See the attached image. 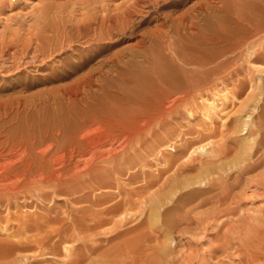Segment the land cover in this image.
Returning a JSON list of instances; mask_svg holds the SVG:
<instances>
[{
	"label": "bare ground",
	"instance_id": "1",
	"mask_svg": "<svg viewBox=\"0 0 264 264\" xmlns=\"http://www.w3.org/2000/svg\"><path fill=\"white\" fill-rule=\"evenodd\" d=\"M128 1L133 2L121 5L123 10L116 15H104L78 25L76 35L62 40L56 46L58 49L55 47L59 51L56 61L39 76L21 81L22 88L29 89L59 83L82 72L68 86L61 84L39 95L41 106L49 102L54 110H42L39 106L42 111L26 114L16 124H5L0 130V237L3 230L18 228L0 238V264H144L145 261L148 264L149 260L158 263L157 259L171 255L173 229L178 231L180 225L191 220L203 223L218 219V207L231 198L234 186L263 166L264 104L260 101L264 100V69L256 70L257 77L248 85L251 92L240 110L244 113V108L249 107L251 112L231 118L234 124L224 123L226 129L221 122V131H217V125L214 128L217 123L210 124L212 127L202 123L201 129L188 131L192 134L186 136L192 138L178 136L181 142L177 147L171 146L175 152H171V159L164 161L165 168L158 173L142 175L137 165L145 157L139 153L137 157L136 153L128 158L126 148L146 133H157L167 127L166 119L158 126L163 122L159 119L181 110L182 106L185 109L186 105L191 106L189 98L194 100L193 93L201 95L200 92L216 85L218 89L225 75L224 79L229 77V81L238 80L236 75L243 68L241 71L239 66L232 68L237 59L264 63V52L258 49L264 48V0H202L190 7H187L189 0ZM157 5L183 8L176 16L168 15L165 23L154 25V29L140 30L149 22L153 9L159 8ZM205 13L214 17L218 29L209 37L202 32ZM223 15L232 24L228 20L223 22ZM162 36L173 54L171 60L176 59L178 66L168 63L166 68L156 63L155 55H150L148 65L142 68L138 58L147 57V43ZM135 37H140L136 45L123 47ZM80 38L85 39L86 45L77 49L72 44ZM36 46L34 51L28 49L29 52L18 54L23 55L21 58H17V51L9 53L13 55L7 57L11 61L5 65V60L0 68L9 73L23 65L41 62L38 59L45 57L46 52ZM105 49H115L106 56L107 60L102 56ZM116 67L121 70L120 81L113 87L123 101L118 96L121 119L102 124L104 119L101 122L93 111H74L72 104V110H60V99L76 101L81 93L92 88L96 77ZM142 73L153 78L144 82ZM245 90L240 86L236 91L242 94ZM222 91L225 90L219 92ZM83 96L80 100L84 101ZM216 96L212 101L202 102V120L212 121L215 115L223 119L221 112L227 108L221 106L222 97ZM227 116L225 121L230 118ZM207 137L210 139L203 142ZM150 149L153 153L156 148ZM124 155L127 159L118 162V157ZM123 172L129 174L127 185H120L116 176ZM247 179L252 182L253 177ZM116 180L119 185L112 183ZM111 187L116 191H111ZM62 199L66 202L60 207L58 201ZM207 205L211 206L206 208ZM12 222L17 227L9 226ZM163 262L166 264L167 260Z\"/></svg>",
	"mask_w": 264,
	"mask_h": 264
},
{
	"label": "rangeland",
	"instance_id": "2",
	"mask_svg": "<svg viewBox=\"0 0 264 264\" xmlns=\"http://www.w3.org/2000/svg\"><path fill=\"white\" fill-rule=\"evenodd\" d=\"M143 1H146V0H143ZM161 1L162 0H160V2ZM201 1L202 0H196V1L189 0L187 2V7H190L191 4H194V5L198 4ZM128 2H129L128 0H0V65H2L5 60H6V62L4 63L5 65L6 63L9 62L10 60L9 58L13 56V55L12 56L10 55L11 53L13 54V52L17 51L16 56L18 58V56L22 54L21 53L22 51H27L28 49L30 51H34L33 46H36V45H37L36 47H39V50L43 48L42 51L46 52V56L45 57L43 56L40 59H38V60H41V62L38 61L36 65H32L29 67L28 66L26 67L23 65L18 70H13L12 72L9 71V73H7L8 71H4V69L2 70V68H0V130L2 129L3 125L6 124L5 126H7V124H10V125L12 123L16 124L18 121L22 120L26 116V114L30 115L32 114V112L36 113L35 111L37 112L38 110L42 111L43 110L42 108H45L47 110L49 109L54 110V105L50 104L49 102L45 103L43 105L44 107H42L41 102L39 100V95L43 94V92L49 91L50 89L53 90L55 86H58V85L60 86L61 84L64 86H68V84H70L77 75H80V73H82L80 72V70H78V72H80L79 74L66 78L64 79L65 81L63 80L62 82L51 84L49 86L39 85L34 88L26 89V88H22L23 87L22 82L26 81V79L28 80L29 78H32V76H39L41 72H43L46 68H48L52 62L56 61L55 57L57 58L59 57L57 56V54H59V51L57 50L58 48L56 46H59L60 42L62 40H65V38L69 39L72 35H76L78 33L77 28H76L78 25H82L88 20L92 21L94 18H100L104 15L105 16L110 15V14L116 15L123 10L121 9L122 8L121 5L123 6L129 5V4H132L133 1H130L131 3L129 2V4H126ZM157 6L159 7L160 5H157ZM181 8L183 7L179 6V7H168L167 8V7L161 6L157 9H153L149 22L145 23L144 26L142 25L140 27V30L145 31L146 29H149V30L154 29L157 24L160 25V24L165 23L168 20L166 19L168 15L176 16L177 14H179V12H181L180 11ZM204 15H206V13L203 14V16ZM207 15L211 16L209 14ZM207 15L204 16L205 19L202 16L203 23L201 25L203 26L202 27L203 34L209 37V36H212L215 33V31H217L218 29L213 19L214 17L211 16L212 20L207 19L209 18ZM225 15L222 16L221 20H223V22L225 21L227 22L228 20V23H229V18L228 16H225ZM209 20L210 22H208ZM229 24H232V23L230 22ZM234 25H232V27ZM167 29L169 28L166 25L165 30ZM167 32L169 33L170 29ZM138 38L140 37H135V38L128 40V42H126L123 45V47L124 46L130 47V46L136 45L137 41L139 40ZM164 39L165 38L163 36L162 38L160 37L159 39L155 37L151 42L147 43V46L149 48L148 49L149 52L146 54L147 57L142 56L141 58H138L139 63H141L140 65L142 68L148 65V61L151 57L150 55H155L156 63L158 64L160 63L161 65L163 64L162 66L166 68H168L169 66L168 63L170 64V66H174V65L178 66L177 64L178 62L175 61L176 59L174 60L173 58V60H171V55L173 54L171 50L167 49L166 44L163 42L165 41ZM263 43H264V39H263ZM72 45H74L77 49H81L82 47L86 45V41L85 39L80 38L78 41L76 40ZM121 47L122 45L117 47V49ZM49 48L56 49L58 53H56L54 49L52 51H49L50 50ZM258 49L259 51L264 52V48L260 49V47H258ZM114 50L115 49H111V50L105 49V52L102 56H104V58L107 60L108 59L107 57H109L108 55H110V53L113 52ZM49 52L52 53L50 56L47 55V53ZM22 56L23 55L19 57L21 58ZM75 60L76 59H74V61ZM236 61H235L236 65L235 64L232 65L233 66L232 68L239 66L240 71L242 68L245 69L246 72L248 70V72L246 73L245 70L243 72V69H242V71L239 73V76L236 75V77H239V78L241 76L242 79L240 78L241 79L240 81H238L239 78L238 80L235 79V80H230V81L228 80L229 77L224 79L225 77H227L225 75L226 74L225 72L224 73L225 76L224 77L222 76L221 78L226 80V82L222 81L221 79L220 82L222 83L221 84L217 83L219 91L225 90V91H222V94L216 88L217 85L214 86L215 88L212 87L211 89H209L211 92H209V90L207 89L206 90L204 89L205 92L207 91L206 92L207 94L213 93V94L207 95V97H204L206 96L205 92L203 93L200 92L201 95L199 94V92H197L198 95H196L197 94L196 92H195L196 94L193 93L192 96L194 100H196V96H198L200 100L197 99L196 101H194L192 98H189L191 101V102L189 101L191 106L186 105V109H185V106H182L184 108L181 107L180 108L181 110L174 111L175 113L172 112L173 114L170 113L171 115H167L169 114L167 113L165 114V116L164 115L162 116L165 118L161 117L159 119L160 121H163V122L159 121L160 123L158 124V126L161 123H164L163 119H166L165 123L168 121L167 123H169L170 125L168 124L167 127L161 129L162 131L161 130L157 131V133L156 132H154L153 134L146 133L143 137L139 138L138 140L132 141V143L128 145L129 147L126 148V151H127L126 155L128 156V158L132 157V155L134 157L136 153H137L136 156L139 153L141 157H145L140 162H138V165H137V170L140 173H142V175L144 172H145L144 175L146 174L151 175L152 173L156 174L159 171L163 170L166 165L164 161L171 159V152L173 153L175 152L171 149V146L177 147L178 143L181 142L180 141L181 137L183 138L193 137V136L192 137L186 136L188 134L189 135L192 134V133L191 134L188 133V131L192 132L194 128L196 130H199V127L201 129L204 125L205 126L207 125L206 127H212L213 123L214 124L217 123L213 126L214 128L218 126L219 128L218 127L217 128L219 130L217 131H221L222 130V129L220 130L221 122L223 123V126L226 129L225 124L229 123L230 126L234 124L233 123L234 121L232 119H235V117L237 119L239 116L244 115L246 112L252 111L251 108L245 107L246 109L244 108L243 110L245 112L240 113V110L243 108V102H245L248 99V96L251 92L250 86L248 88V85H250L252 81H255V78L257 77L256 70L264 69V63L259 62V61H254L253 59H244V58L237 59ZM95 63L96 62H94L93 64ZM260 65H263V66H260ZM33 66L34 67L37 66V67L34 68ZM27 68H30V70L27 71L26 70ZM111 70L110 72H107L104 76H101L99 78L96 77V80H94L91 85L92 87L90 88L91 90L89 89V91H85L84 93H81L80 94L81 96L79 95L80 97H78V99L76 100L77 102L76 101H73V102L65 101V99L63 101L60 99V110L67 111L71 109L72 107L71 104H72L74 111L82 110L83 112H85L88 110V111L95 112V114L98 115V118L101 119V122L104 119L102 124H108L109 122L108 120L121 119L120 117L121 115L119 116L120 112L122 111L121 110L122 108H120L121 107L120 103L123 101L117 89L113 87L116 83H117L116 84L117 86L118 82L120 81L118 72H120L121 70L118 67H116L115 69H111ZM171 73H173V71H171ZM144 74L145 73L141 74V77L143 76L141 79L144 82H150L153 77H151V75L145 76ZM217 81H219V79ZM236 83H238V85ZM240 86L242 87L244 86L246 88L245 92L242 94H239L236 91L239 89ZM214 90L215 91L217 90L216 91L217 93ZM226 91L228 94L225 93ZM214 93L217 96L219 95L218 97H222V100L224 102L222 103L223 105H226L227 107L223 105L221 106L227 109L221 112L222 114L224 113V115L220 113L223 119L218 118L215 115L213 116V119H211L212 121H210V118L203 119L205 120L203 121L201 118L204 117L203 116L204 109L202 108L204 107V104L207 102V100H211V101L213 100L212 98L216 96L214 95ZM82 95L86 96L85 99L83 96L84 101L80 100L82 98ZM222 95L224 96L226 95L227 97L226 96L223 97ZM118 96L120 97L121 102H118L119 101ZM117 98H118V101H117ZM20 101H21V104H19ZM79 101H80V104H78ZM260 103L264 104V100L260 101ZM35 105L36 106L38 105V106L36 107ZM39 106H41L42 110L39 109L40 108ZM35 107L36 109H34ZM187 108H189V110ZM90 109H93V110H90ZM190 110L192 111L191 114H190ZM227 110L228 112L229 111L230 112L227 113L226 116L230 115L229 116L230 118L227 116L229 119L227 118L228 120L226 119L227 121H225L224 119L226 118L225 112H227ZM232 112L234 113L238 112V113L234 114ZM255 113H257V110L254 111L253 116L255 115ZM189 115L190 116L192 115L193 117L191 116L190 118ZM16 117L18 120H16ZM202 123H203V126H202ZM191 125H193V127ZM243 133H245V131ZM219 135H214V138L218 139ZM243 135L244 134H242L241 136ZM178 136L179 137L181 136L180 139H178L179 138ZM208 139L210 138L208 137L204 138L202 141L206 142V140ZM151 147L156 148L153 153L150 151ZM139 155L137 157H139ZM124 156L123 157L119 156L120 158L118 157L117 161L124 162V160L127 159V156L125 157ZM256 158L257 156H255V159ZM117 161L115 160V162ZM263 163H262L263 166H261L258 170H256L255 172H252V174H249L250 176H246V178H243L242 183H241L242 180H240L238 182L239 184L237 183V185L234 186L231 198L229 196L228 198L229 200L228 201L226 200L227 203L223 202L226 204L221 206L223 204L221 203L219 205L218 207L220 211V214L218 215L220 216L218 217V219L220 218L219 220L216 217H214V219L213 218H211L210 220L208 219L206 221L208 225L206 224L205 221L203 223H199L198 221L196 222V220H191L187 222L185 225L184 224L180 225L178 231L177 229H173L172 232H174L173 237L175 239L174 240L175 242L173 241L174 243L172 242L171 244L172 245L171 247L172 251L170 250L171 255H168L169 254L168 253L166 255L167 258L165 256L163 257L162 255H160L162 256L163 260L157 259L158 263H155V262L150 263V260H149L148 264H154V263L155 264H165V262L163 261H166V260H167L166 264H264V179H263L264 164ZM116 176L119 177L120 179V181L118 180L119 184L120 183L122 185L128 184L129 181L127 180V178L129 174L126 175V173L123 172V175L121 176L116 175ZM251 176L253 177L252 182L248 181L247 179V178H252ZM259 179L262 181H260ZM112 183L113 184L116 183L117 185H119L117 180L115 182L113 181ZM83 184L85 183H82V184L79 183L81 187L85 186ZM79 185L77 186L80 187ZM73 189H71L70 191L76 190V187L74 190ZM114 189L115 187H111V191L115 192L116 190ZM65 202H66L65 199L59 200L58 205L60 203L59 206L61 207L64 205ZM210 206L211 205H207L205 207L207 208ZM12 210L15 211V208L12 207ZM38 211H41V210H38ZM6 212H3L4 213L3 215H6L7 214ZM26 212H29V211L27 210ZM12 224L13 222L10 223L9 226H11ZM14 225L15 227H17V224H14ZM17 229L18 228H13L10 230L15 231ZM10 230L9 231L3 230L2 232L4 234L2 233L0 238H3V239L6 238L4 237L6 236L5 232L9 233ZM157 241L155 243H157ZM159 241H161V239ZM157 256L160 257L158 254ZM155 257H156V254H155ZM147 262L148 261H145V263Z\"/></svg>",
	"mask_w": 264,
	"mask_h": 264
}]
</instances>
